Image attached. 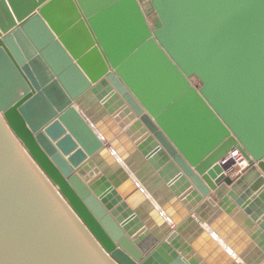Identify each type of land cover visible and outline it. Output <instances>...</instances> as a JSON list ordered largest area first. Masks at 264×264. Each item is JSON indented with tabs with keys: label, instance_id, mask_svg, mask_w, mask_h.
<instances>
[{
	"label": "water",
	"instance_id": "obj_1",
	"mask_svg": "<svg viewBox=\"0 0 264 264\" xmlns=\"http://www.w3.org/2000/svg\"><path fill=\"white\" fill-rule=\"evenodd\" d=\"M0 264H264V0H0Z\"/></svg>",
	"mask_w": 264,
	"mask_h": 264
},
{
	"label": "built area",
	"instance_id": "obj_2",
	"mask_svg": "<svg viewBox=\"0 0 264 264\" xmlns=\"http://www.w3.org/2000/svg\"><path fill=\"white\" fill-rule=\"evenodd\" d=\"M228 160L233 161L231 168L228 170L229 171L228 173L232 177H239L249 166L247 160L244 158V156L242 155L239 149H236L233 152H231L230 155L225 160H222L221 163H225Z\"/></svg>",
	"mask_w": 264,
	"mask_h": 264
},
{
	"label": "bare ground",
	"instance_id": "obj_3",
	"mask_svg": "<svg viewBox=\"0 0 264 264\" xmlns=\"http://www.w3.org/2000/svg\"><path fill=\"white\" fill-rule=\"evenodd\" d=\"M145 1V0H144ZM233 152V151H232ZM231 153V152H230ZM230 153L224 158V160L230 155ZM248 162V161H247ZM248 164H249V162H248ZM229 172V171H228Z\"/></svg>",
	"mask_w": 264,
	"mask_h": 264
},
{
	"label": "crops",
	"instance_id": "obj_4",
	"mask_svg": "<svg viewBox=\"0 0 264 264\" xmlns=\"http://www.w3.org/2000/svg\"><path fill=\"white\" fill-rule=\"evenodd\" d=\"M211 218H212V215L210 214V213H207ZM204 225H206V224H204ZM207 226V225H206Z\"/></svg>",
	"mask_w": 264,
	"mask_h": 264
}]
</instances>
